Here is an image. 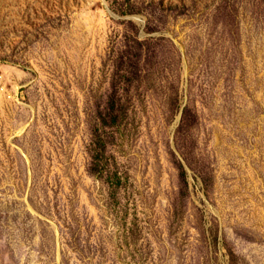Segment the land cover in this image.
Wrapping results in <instances>:
<instances>
[{
  "label": "rangeland",
  "instance_id": "1",
  "mask_svg": "<svg viewBox=\"0 0 264 264\" xmlns=\"http://www.w3.org/2000/svg\"><path fill=\"white\" fill-rule=\"evenodd\" d=\"M0 264H264V0H0Z\"/></svg>",
  "mask_w": 264,
  "mask_h": 264
},
{
  "label": "trees",
  "instance_id": "2",
  "mask_svg": "<svg viewBox=\"0 0 264 264\" xmlns=\"http://www.w3.org/2000/svg\"><path fill=\"white\" fill-rule=\"evenodd\" d=\"M97 171V170H96ZM117 182H121L120 178L117 180Z\"/></svg>",
  "mask_w": 264,
  "mask_h": 264
}]
</instances>
